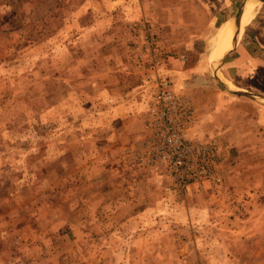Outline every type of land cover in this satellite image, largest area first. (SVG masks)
Segmentation results:
<instances>
[{"label":"rangeland","instance_id":"374dc122","mask_svg":"<svg viewBox=\"0 0 264 264\" xmlns=\"http://www.w3.org/2000/svg\"><path fill=\"white\" fill-rule=\"evenodd\" d=\"M242 1L0 0V264H264V107L209 69ZM164 82L210 148L195 182L151 149Z\"/></svg>","mask_w":264,"mask_h":264},{"label":"built area","instance_id":"2783aa9c","mask_svg":"<svg viewBox=\"0 0 264 264\" xmlns=\"http://www.w3.org/2000/svg\"><path fill=\"white\" fill-rule=\"evenodd\" d=\"M192 114L190 105L164 82L157 93L155 105L149 110V127L153 131L151 149L155 157L169 162L181 183L195 182L208 162L210 148L192 144L186 139L185 128ZM199 159L193 160L194 153ZM202 163V165H200Z\"/></svg>","mask_w":264,"mask_h":264},{"label":"bare ground","instance_id":"6f19581e","mask_svg":"<svg viewBox=\"0 0 264 264\" xmlns=\"http://www.w3.org/2000/svg\"><path fill=\"white\" fill-rule=\"evenodd\" d=\"M241 19L224 22L217 31L215 43L209 50L211 61L220 74L223 73L225 60L235 51L244 32V26L249 23L254 27L264 26V0H243L236 13ZM216 75V74H215ZM217 78V76H214Z\"/></svg>","mask_w":264,"mask_h":264},{"label":"crops","instance_id":"0c3cea01","mask_svg":"<svg viewBox=\"0 0 264 264\" xmlns=\"http://www.w3.org/2000/svg\"><path fill=\"white\" fill-rule=\"evenodd\" d=\"M165 7H166V9H168V2L167 1L165 4ZM250 26L251 27L248 26L247 28L251 29L254 32H257L256 28H263L262 30H259V31H264V27H254L251 24H250ZM205 32H206V30H205ZM205 32L203 33V37H205ZM202 41H205V40H202ZM246 43H248V44H246ZM246 43L245 42H242V44L239 43V45L237 46V48L233 52V56L230 57V59H231L230 67L231 68L233 67V69L234 68L239 69V68H242V66L246 67L248 65L252 69H257V70L261 71V74L264 76V67H262L260 64V62H262V64L264 65V57H261L258 55V52L260 51V47L257 46V44L252 42V41H248ZM178 81H180V83H181L183 81L182 77H179ZM200 81H201V84L205 83L204 82L205 80H200ZM176 87H178V85H176ZM201 113H204V112H200L197 115L198 121H197L196 125H194L197 128H198V124H200V121H201L200 120V118H201L200 114ZM191 133H192V129H191Z\"/></svg>","mask_w":264,"mask_h":264},{"label":"water","instance_id":"95a60500","mask_svg":"<svg viewBox=\"0 0 264 264\" xmlns=\"http://www.w3.org/2000/svg\"><path fill=\"white\" fill-rule=\"evenodd\" d=\"M226 21H236L239 24L241 23V19L240 17H238L237 15H234L233 17H231L230 19L226 20ZM225 21V22H226ZM251 27L249 23H247L244 27ZM263 28H256V31L262 30ZM218 31V30H217ZM217 35V32L215 34V36L213 37V39L210 41L211 44L213 45L215 42V37ZM209 69L211 72H215L216 76L218 77V81L219 83L230 93H234L237 95H241L244 96L246 98H249L251 100H253L254 102L260 104L261 106L264 107V97L256 95L255 93H251L249 91H244L243 89H239V88H235L232 85H228L227 81L221 77V74L214 68L213 64L211 61H209ZM220 74V77H219Z\"/></svg>","mask_w":264,"mask_h":264}]
</instances>
